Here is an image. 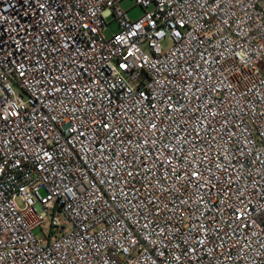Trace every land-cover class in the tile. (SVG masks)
<instances>
[{
	"label": "built area",
	"instance_id": "built-area-1",
	"mask_svg": "<svg viewBox=\"0 0 264 264\" xmlns=\"http://www.w3.org/2000/svg\"><path fill=\"white\" fill-rule=\"evenodd\" d=\"M121 1L0 0V264H264L261 0Z\"/></svg>",
	"mask_w": 264,
	"mask_h": 264
},
{
	"label": "rangeland",
	"instance_id": "rangeland-1",
	"mask_svg": "<svg viewBox=\"0 0 264 264\" xmlns=\"http://www.w3.org/2000/svg\"><path fill=\"white\" fill-rule=\"evenodd\" d=\"M119 6L122 10H124L128 17L130 19H136L142 14V10L134 5V2L132 0H122L119 3ZM106 21L109 23L108 25V31L105 33L106 36L110 35V33H114L117 29L116 23L113 21L112 17H108ZM35 234L38 233V231H34Z\"/></svg>",
	"mask_w": 264,
	"mask_h": 264
},
{
	"label": "crops",
	"instance_id": "crops-1",
	"mask_svg": "<svg viewBox=\"0 0 264 264\" xmlns=\"http://www.w3.org/2000/svg\"><path fill=\"white\" fill-rule=\"evenodd\" d=\"M261 7L264 9V0H261Z\"/></svg>",
	"mask_w": 264,
	"mask_h": 264
}]
</instances>
